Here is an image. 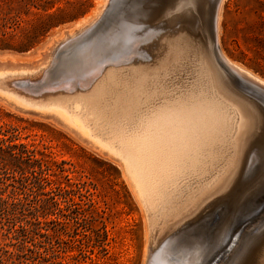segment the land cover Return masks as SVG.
<instances>
[{
	"label": "bare ground",
	"instance_id": "bare-ground-1",
	"mask_svg": "<svg viewBox=\"0 0 264 264\" xmlns=\"http://www.w3.org/2000/svg\"><path fill=\"white\" fill-rule=\"evenodd\" d=\"M149 1L140 9L133 0L115 5L116 33L87 41L58 78L48 80L50 55L37 65L4 66L0 98L21 111L56 117L123 166L152 220L146 264H199L203 248L180 243L190 220H200L219 195L236 203L255 160L261 158L264 169V100L233 91L212 51L218 45L222 63L262 92L264 79L219 49L226 0H211L209 12L205 0ZM199 11L208 17L204 48L188 30ZM161 29L168 31L153 42L148 62L143 44ZM76 39L72 34L61 45ZM193 201L192 210L166 223L176 206Z\"/></svg>",
	"mask_w": 264,
	"mask_h": 264
},
{
	"label": "rangeland",
	"instance_id": "rangeland-1",
	"mask_svg": "<svg viewBox=\"0 0 264 264\" xmlns=\"http://www.w3.org/2000/svg\"><path fill=\"white\" fill-rule=\"evenodd\" d=\"M105 1L0 0V16L16 17L19 21L12 44L28 47L0 46V69L12 65L21 68L26 63L37 65L51 56L53 64L48 80L58 78L87 41L116 33L119 10L115 5L124 6L126 0ZM133 2L137 9L150 4L149 0ZM204 3L205 12H209L211 0ZM190 21L188 30L204 48L208 43V17L199 11ZM180 28L176 27L175 31ZM220 29L219 49L222 48L231 61L264 79V0H226ZM167 31L161 29L157 36L142 45L148 62L155 54L150 48L153 42ZM72 34L77 36L76 41L63 48L61 44ZM27 35L30 38L25 40ZM54 43L57 45L51 49ZM216 48L218 53V45ZM212 52L233 91L242 95L247 91L254 96L256 93L264 100V92L254 91L252 85L220 63L217 53ZM0 138L6 140V145L26 146L43 165L41 174L36 168L42 187L34 184L33 173L23 175L11 167H8V175L0 172V199L6 202V210L0 207V264L147 263L152 220L121 164L87 143L56 117L21 111L1 98ZM262 161L261 158L255 160L236 203L219 195L210 201L201 221L190 220L192 227L180 238V243L203 248L199 264H241L244 260H248V264H264ZM26 178L29 179L27 189L22 181ZM195 201L192 205L188 202L186 206H176L166 223L181 217L180 213L186 214V208L192 210ZM234 205L236 210H233ZM238 222L241 224L234 234L233 228Z\"/></svg>",
	"mask_w": 264,
	"mask_h": 264
},
{
	"label": "trees",
	"instance_id": "trees-1",
	"mask_svg": "<svg viewBox=\"0 0 264 264\" xmlns=\"http://www.w3.org/2000/svg\"><path fill=\"white\" fill-rule=\"evenodd\" d=\"M19 21L15 18L8 19L7 17L0 16V46L2 48L8 49H25L22 47H15L12 42L15 40L16 35L14 32L17 30ZM30 38L29 35L26 36L25 40ZM0 158L2 162L0 163V172L8 175V167H11L14 172H23L24 175L27 172L34 174V184L42 187L41 178L36 176V168H39V173H43V165L39 160L34 159V155L26 149L23 145H6V140L0 138ZM3 163V165H2ZM28 178L24 181V188H29ZM0 203H3L1 210H6V202L0 199Z\"/></svg>",
	"mask_w": 264,
	"mask_h": 264
},
{
	"label": "water",
	"instance_id": "water-1",
	"mask_svg": "<svg viewBox=\"0 0 264 264\" xmlns=\"http://www.w3.org/2000/svg\"><path fill=\"white\" fill-rule=\"evenodd\" d=\"M218 2H220L221 0H217ZM217 60L220 62V63H222V61L220 60V58H219V55H218V53H217ZM223 64V63H222ZM254 91H257V90H259V89H257L255 86H252L251 87Z\"/></svg>",
	"mask_w": 264,
	"mask_h": 264
}]
</instances>
